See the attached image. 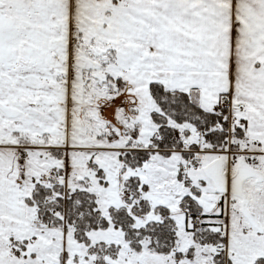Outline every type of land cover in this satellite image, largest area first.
<instances>
[{
    "label": "snow or ice",
    "instance_id": "6c2138e0",
    "mask_svg": "<svg viewBox=\"0 0 264 264\" xmlns=\"http://www.w3.org/2000/svg\"><path fill=\"white\" fill-rule=\"evenodd\" d=\"M0 264H264V0H0Z\"/></svg>",
    "mask_w": 264,
    "mask_h": 264
}]
</instances>
